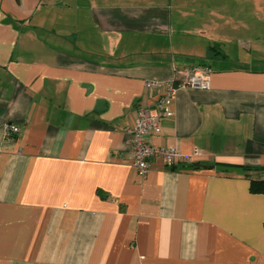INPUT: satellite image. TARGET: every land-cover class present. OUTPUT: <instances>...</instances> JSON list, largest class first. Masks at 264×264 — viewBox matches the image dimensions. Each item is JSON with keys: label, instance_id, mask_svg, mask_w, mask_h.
I'll return each mask as SVG.
<instances>
[{"label": "crops", "instance_id": "obj_1", "mask_svg": "<svg viewBox=\"0 0 264 264\" xmlns=\"http://www.w3.org/2000/svg\"><path fill=\"white\" fill-rule=\"evenodd\" d=\"M191 65L209 89L149 140L201 166L140 176L146 82ZM243 166L264 168V0H0V264H264Z\"/></svg>", "mask_w": 264, "mask_h": 264}, {"label": "built area", "instance_id": "obj_2", "mask_svg": "<svg viewBox=\"0 0 264 264\" xmlns=\"http://www.w3.org/2000/svg\"><path fill=\"white\" fill-rule=\"evenodd\" d=\"M211 70L206 65H191L174 71V76L167 80H148L147 88L159 91L154 103V112L141 111L128 132L131 134L130 162L140 176H144L149 168L150 161L158 158L165 166H177L180 162L190 164L198 162L199 151L195 148L191 154L185 155L173 146L155 145L150 142L149 136L160 133L159 119L171 112L172 100L179 89L207 90L210 87ZM7 134H15L18 127L12 124L5 125Z\"/></svg>", "mask_w": 264, "mask_h": 264}, {"label": "trees", "instance_id": "obj_3", "mask_svg": "<svg viewBox=\"0 0 264 264\" xmlns=\"http://www.w3.org/2000/svg\"><path fill=\"white\" fill-rule=\"evenodd\" d=\"M243 171L246 175H250V173H258V171L264 170V168L258 167H242ZM250 190L252 192L264 193V177H250Z\"/></svg>", "mask_w": 264, "mask_h": 264}, {"label": "water", "instance_id": "obj_4", "mask_svg": "<svg viewBox=\"0 0 264 264\" xmlns=\"http://www.w3.org/2000/svg\"><path fill=\"white\" fill-rule=\"evenodd\" d=\"M194 167H200L201 165L199 163H194L193 164ZM203 168H212L213 166H205V165H202Z\"/></svg>", "mask_w": 264, "mask_h": 264}]
</instances>
